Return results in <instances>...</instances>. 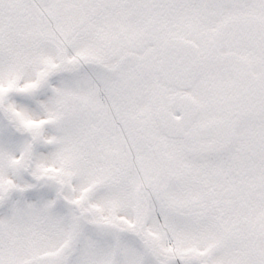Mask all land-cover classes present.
I'll return each mask as SVG.
<instances>
[{"label":"snow or ice","instance_id":"snow-or-ice-1","mask_svg":"<svg viewBox=\"0 0 264 264\" xmlns=\"http://www.w3.org/2000/svg\"><path fill=\"white\" fill-rule=\"evenodd\" d=\"M0 264H264V0H0Z\"/></svg>","mask_w":264,"mask_h":264}]
</instances>
